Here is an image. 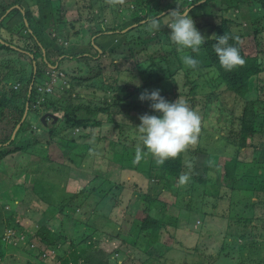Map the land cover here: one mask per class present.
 <instances>
[{
  "label": "rangeland",
  "instance_id": "374dc122",
  "mask_svg": "<svg viewBox=\"0 0 264 264\" xmlns=\"http://www.w3.org/2000/svg\"><path fill=\"white\" fill-rule=\"evenodd\" d=\"M4 1L11 2V0H0V2ZM52 1L60 13L62 12L61 16H64L66 23L65 25L54 23L56 28L52 27V24L48 30L52 29L51 36L56 37L67 54L82 50L94 52L89 42L93 39L92 32L100 26L108 28L115 26L116 31L98 33L95 38L96 43L104 47L107 44H115V46L112 50L108 47L97 59L89 60L87 69L84 68L83 60L73 57L61 60L58 66L54 64L48 67L51 80L44 85H38L37 92H44L43 88L49 90V87L54 86L51 95L62 98L61 91L67 84L66 81L70 76L79 75L81 80L75 83L74 89L64 96L63 101L80 100L84 105L94 106L95 103L101 104L105 96L111 98V92L105 93L100 88L102 80L110 79V82H116L118 85L127 84L131 90L136 86L133 81L138 80L142 85L144 79L149 81L147 84L150 86H159L168 82L169 75L173 74L177 79L176 93L170 94L169 91L166 93L174 98L184 99L188 106L200 115L201 128L197 142L189 145L183 152L182 173H189V181L176 186L178 179H173L172 186L175 188L171 190L169 187L165 194L160 195L159 200L163 201L161 205L143 200L144 198L136 194L139 190L140 192L146 190L152 197H158L161 184L157 179H152L154 173L149 176L144 172L148 164L145 157L139 162H134L135 149L141 146L135 130V125L139 124L137 119L139 116L134 115V111L128 113L126 106L117 105L111 106L109 112L97 113L96 118L98 117L103 124L101 127L91 129V132L79 141L80 146L75 152L84 151V156L72 161L77 162L73 163L76 165L74 166L69 160V147L65 146L64 140L68 136L66 135L68 131L75 139H81L80 130L76 131L75 128L73 133L69 127L60 126L62 122L59 121V117L62 111H52L57 116L56 120L52 122V117H46L48 125H42L38 122L43 113L42 108L40 114L30 110L27 119L31 124H37L38 129L33 127L32 132H21L12 143L13 146L29 142L28 147L8 154L0 161V242L3 246L0 252V264L59 263L58 257L68 255L70 241L80 240L86 228L82 225V220L75 221L81 216L79 212L82 213V209L73 211L72 206H69L71 210H67V207L64 215L59 212L62 206L61 196L65 190L78 191L92 178L96 179L89 187L94 186L95 181L100 178H106L113 185L118 182L123 186L122 189L118 188L117 201L113 200L114 208L109 213V218L116 222L115 225L120 226L122 233L114 224L110 227L100 223L99 217L92 215L94 217L89 218V209L87 213L82 214L84 218H89L90 223L97 225L98 229H104L113 236H118L119 239L115 244H119L120 252L118 251V256L114 253V257L109 258L111 262L119 264H256L260 262L264 264V189L262 190V187L256 189L257 185L264 186V167L261 165L256 170L250 163L241 164L240 167H245L246 170L239 173L237 177L239 191L235 192H231L228 185H225L226 182L215 176L216 173L206 175L207 168L213 169L215 161L222 165L225 159L235 154L240 155L242 159L258 160L264 164V33L259 44L260 57H262L259 90L257 93L247 95L248 98L257 97L254 110L250 113L256 122L254 125H257L256 131L248 135L247 147L240 149L238 148L239 115L243 109L244 99L227 91L222 81H219L217 71L208 63L202 46L199 53L178 48L169 39L168 34L171 29L166 24L161 25L160 30H150L147 20L123 27L124 21L129 19L135 6L134 0ZM167 1L170 0H161L159 7L163 8ZM23 3L32 10L34 16H38L37 7L38 4L43 3V0H23ZM171 3L182 4L184 5L182 8L187 6L182 0H171ZM212 12L207 15L197 9L194 15L189 14L205 38L213 32L214 25L222 15L230 20V26L235 32L243 35L245 46L252 43L255 25L251 21L253 19L250 12L261 14L260 11H256V7L248 8L243 4L238 13L234 9L222 13ZM165 20L167 17L161 16V22ZM50 23H53V20ZM5 24L10 25L9 19H6ZM13 25H16L14 29H19L21 26L19 22ZM74 30L79 31V35L73 34ZM2 32L7 33L5 29ZM14 34V41L20 43V34L17 32ZM115 38H117L116 42ZM185 54H191L200 60L197 68L192 69L182 63L181 56ZM2 55H13L17 59V64L20 62L26 66V69L30 67L24 56L10 51H2L0 56ZM122 55H126L127 61L118 69L111 70L115 65L111 62H116ZM100 61L103 62L101 63L103 68L99 65ZM151 64L157 66L153 67ZM125 66L127 70L124 69ZM138 67L149 68V72L142 76L138 72ZM98 70L100 72L97 75ZM109 72L113 73L110 78ZM115 75L118 81L115 80ZM156 77L160 78V83ZM164 78L166 79L163 80ZM189 80H194L196 85L188 83ZM12 85L16 87L18 84L10 82L8 87ZM190 87L196 90L194 94L189 92ZM58 89L60 91H57ZM148 89L151 91L150 87ZM165 89L169 90V88ZM140 93L139 90H134L133 97L138 98ZM77 95L81 98L79 99ZM42 98L41 93L33 107L38 106ZM51 122H56L55 126L59 128L56 132L48 131ZM56 133L63 135L59 137L60 135ZM36 138L39 141H36ZM47 140L51 141L47 142ZM115 141L120 145L117 153L114 151L117 146L112 144ZM12 146L7 148L10 149ZM214 156H217V160ZM185 161L191 162L190 170L185 166ZM48 165L51 168H48ZM59 165L67 168V174L57 173L54 170L63 168ZM36 178H39L38 187H43L44 184L48 192L45 193L48 195L44 198L33 196L32 201L25 204L22 201L25 197L24 193L25 191L29 193ZM201 178H206L208 182H201ZM248 185H253L255 190L247 188L248 191H243ZM104 187L107 188V185L104 184ZM216 189L219 191L214 194ZM172 191L176 192L177 198ZM149 208H153L157 215H160L158 214L160 211L165 212L162 216L165 226L159 233V239L146 251L142 249L140 243L147 240L148 236H144L139 231V223ZM137 220L140 222H136ZM44 222L53 232L65 234L67 239L55 246L42 244L33 234L36 226H41ZM25 249L29 251L26 252Z\"/></svg>",
  "mask_w": 264,
  "mask_h": 264
},
{
  "label": "trees",
  "instance_id": "16d2710c",
  "mask_svg": "<svg viewBox=\"0 0 264 264\" xmlns=\"http://www.w3.org/2000/svg\"><path fill=\"white\" fill-rule=\"evenodd\" d=\"M161 0H134V8L131 11V15L127 21H124V26L130 24H139L144 20L148 21L149 17L158 16L162 13L167 14L170 10L174 9H183L184 5L176 4L174 5L170 1H167L163 8L159 7ZM52 0H43L41 5L38 4V16H34L32 10L29 7H25L23 0H11V2H0V55L1 52H13L17 55L24 56L27 58L30 63L29 69H26L23 64L20 62L16 63V57L13 55H2L0 56V161L7 156L8 154H13L19 149H25L28 147L29 142L22 143L21 145L12 143L14 139L22 132L33 131L34 129H38L37 124H31L27 119L28 113L30 110H34L35 114H40V109L42 108L44 112L52 111H62L61 116L59 117V121L62 122L61 127L65 126L69 127V129L73 130V133L80 130L79 138L75 139L73 134L68 131L66 135L65 146L69 147V160L72 165V162L76 159L84 156V151L75 152L79 148L80 140H83L85 136H87L91 129L95 127H101L103 122L97 117L96 114L99 112H109L111 106H126V111L131 113L135 112L134 115L139 116L143 113L149 114H158L153 113V110L149 107V101H140L138 98L133 97L134 90H139L143 92L145 90L159 89L160 94L167 100L172 101L175 98L170 96V94L176 93V85L177 79L173 76V74L169 75V80L163 85L159 86H150L147 83L148 80L143 79V84L139 87L134 86L129 90V85L123 84L118 85L116 82H110V77L113 73L109 72V80H102V85L100 88L105 92H111V98H107L106 96L103 98V101L100 103H95L92 105H84L79 101H69L64 102V96L71 93L74 89L75 83L81 80L79 75L70 76V79L66 81V85L63 86V90L61 91V97H55L51 95L53 93V88L50 91L46 92H37L38 85H44L46 82L51 80L50 73L48 72V67L56 64L59 65L60 61L73 57V59L83 60L85 63V69L88 68V61L91 59H97L100 53H104L108 47L110 50L114 49V45H106L105 47L96 43L95 38L98 33H106V32H115L116 27L112 26L108 27H99L92 32L93 39L89 42L90 46L94 49V52L82 50V51H74L69 54L66 53L62 44H59L56 40L55 36H51L52 29L48 30V27L52 25V27L56 28L54 23L65 25V18L62 12L53 5ZM182 3L189 7V14L194 15L197 9H200L203 14L209 15V13H214V11H229L231 9L239 12V9L243 4L247 5L248 8L256 7V11H260L261 14L250 12V16L253 20L252 23L254 26L252 37V43L248 46L244 45L243 35L241 33L235 32L230 26V20L221 15L219 17L218 22L213 27V32L206 36L205 43L202 45V49L205 51L206 58L210 66H212L217 71V76L219 81L225 86L227 91L235 94L237 97L243 98V109L241 114L239 115L240 119V138H239V146L238 148H245L247 144L248 135L255 133L256 126L250 115V113L254 110V105L256 98H248V93H257L259 90L258 82L261 81L259 77L260 72L262 71V57H260V48L259 44L262 40V34L264 33V23L262 20L264 19V0H182ZM181 5V6H180ZM219 6V7H218ZM185 7V8H186ZM218 7V8H217ZM250 11V10H249ZM248 11V14H249ZM9 19L10 25H6L5 21ZM53 20V23H50ZM19 22L20 28L14 29L13 23ZM4 29L7 33H3ZM24 31V33H23ZM14 32L20 34V43L14 41ZM73 34H78L79 31L74 30ZM228 34L230 39L228 41L229 44L236 46L244 58L245 63L243 65L237 66L231 71H225L219 64L218 58L213 50V44L215 43V35ZM4 34V35H3ZM264 36V34H263ZM117 41V38L114 40ZM126 55L120 56L119 60L116 62H111L114 65V69H118L122 64L127 61ZM16 63V64H15ZM101 63L99 65L101 68ZM153 67L157 66L156 64H151ZM124 66V65H123ZM163 68V67H162ZM48 69V70H47ZM127 70V66L124 67ZM130 70V69H129ZM98 72L96 74L98 75ZM138 72L141 75H145L149 72V68H141L138 67ZM169 73V72H168ZM187 78L188 74L186 73ZM97 77V76H96ZM118 77L115 75V80ZM158 79V83L160 78ZM164 78L163 80H165ZM186 81V80H185ZM10 82H14L15 86L8 87ZM190 84L196 85L194 80H189ZM92 85V84H90ZM165 88H169L166 90ZM57 91H60L59 89ZM169 91V95L166 93ZM189 92L195 93L196 90L194 87H190ZM42 93V101L41 103L33 107V104L36 102V98L40 96ZM66 93V94H64ZM80 99L81 96L77 95ZM42 113V114H43ZM41 114V115H42ZM138 119V118H137ZM58 121V120H57ZM56 121V122H57ZM139 121V119H138ZM38 122L42 125H48L46 120V124H43L41 120ZM37 122V123H38ZM55 122V123H56ZM52 123V122H51ZM52 123L50 127H48V131L53 133L56 132L59 128L55 126L56 124ZM58 134V133H56ZM59 137H62L63 134H58ZM56 139V138H55ZM36 141L37 138L35 139ZM51 140H47L50 142ZM113 146H117L114 148L115 153L119 152L120 145L117 141L112 142ZM5 146V147H3ZM7 146H12L10 149ZM247 147V146H246ZM72 152V154H70ZM215 160H217V156H214ZM145 160L148 161L147 169L144 171L149 176L157 179L161 184V191L158 197H152L148 191L143 190V192L137 191L136 194L139 195L143 200L151 201V203H160L162 205V200L160 195L165 194L166 190H173L175 187L174 180L178 179L179 175L182 174L183 169V152L180 153L175 158H169L164 161L162 165H157L155 163V158L151 154L145 155ZM218 162H214V168H207L206 175H215L218 179H221L222 182H226V186L231 190V192H235L237 189L238 180L237 177L241 171L246 170L245 167H240L241 164H252L251 166L258 170V168L264 164L258 160L251 159H242L240 155L235 154L231 157L225 159L223 164H217ZM62 169H54L57 173L64 172L67 174V168L64 165ZM59 165V167H61ZM76 166V165H74ZM219 167V169H217ZM48 168H51L48 165ZM96 178H92L83 188H80L75 192H68L65 190V193L62 194V206L59 209V212L64 215L65 209L71 210L69 206H72L73 211L76 209H82V213L79 219L75 221L82 220V225L84 226L85 231L83 236L78 241H70L69 244V252L68 255L58 257L59 263L52 262L51 264H119L117 262H111L109 258L114 257V253L118 256L119 244H115L117 242L118 236H113L112 233L105 231L104 229H98L99 227L95 224L89 222L90 217H99L100 223L107 224L111 227L112 224L116 228H118L119 232L120 226L115 225L116 222L109 218V213L113 209V200L117 201L116 194L119 190L118 188H123L122 184L116 182L115 185L111 181H108L106 178H100L95 181L94 186H90V183L93 182ZM252 179V178H251ZM154 180V179H153ZM39 178L34 179L33 186L29 190V193L25 191L24 198L22 201L27 204V202L32 201L34 197L44 198L48 194L46 186L43 184V187H38ZM156 181V182H158ZM262 181V180H261ZM260 181V182H261ZM158 182V183H159ZM201 182H208L206 178H201ZM104 184L107 185V188L104 187ZM179 185V182H176V186ZM87 186V187H86ZM256 189L264 186L257 185ZM64 188V187H63ZM255 190L253 185H248L243 189V191ZM240 189V190H241ZM28 190V189H27ZM46 191V193H45ZM214 194H216L219 190H214ZM31 192V193H30ZM173 192V191H172ZM27 193V194H26ZM41 193V194H40ZM174 193V192H173ZM29 194V195H28ZM176 192L174 196H176ZM70 198V199H69ZM158 198V200H157ZM177 198V196H176ZM257 199V197H256ZM107 200V202H105ZM253 200H251L252 202ZM22 202V203H23ZM253 205V204H251ZM89 211V218L86 219L82 214L87 213ZM66 210V211H67ZM157 215L154 212L153 208H149L146 211L144 218L139 223V231L144 236H148L147 240L141 242L140 245L142 249L146 250L152 246L156 240L159 238V233L162 227L165 224L162 222V216L165 215L164 211H160ZM167 214V213H166ZM94 215V216H92ZM84 219H82V218ZM242 220V219H240ZM239 220V221H240ZM247 221V220H245ZM174 222V221H173ZM99 224V222H94ZM88 224V225H87ZM90 225V226H89ZM94 226V228H92ZM36 230L34 232L35 238H37L42 244L45 246L51 245L55 246L60 241L67 239L65 234L55 233L51 230V228L45 224V222L40 226H36ZM122 233V232H121ZM128 236V234H127ZM3 246L0 242V252L2 251ZM26 252L29 249H25ZM112 255V257H110ZM40 257V255L38 254ZM41 260L39 261V263ZM30 264V263H27ZM256 264H261L257 262Z\"/></svg>",
  "mask_w": 264,
  "mask_h": 264
},
{
  "label": "clouds",
  "instance_id": "9594fccd",
  "mask_svg": "<svg viewBox=\"0 0 264 264\" xmlns=\"http://www.w3.org/2000/svg\"><path fill=\"white\" fill-rule=\"evenodd\" d=\"M161 16H166L167 20L161 22ZM147 22L150 30H160L161 25L166 24L171 29L168 34L171 42L180 49H190L191 53H199L205 43L206 38L189 15V7L177 8L165 15L149 17ZM229 39V35L225 33L215 35L213 44L218 62L225 71H231L245 63L238 48L228 43ZM181 61L192 69L200 64V60L191 54L182 55ZM133 82L137 87L140 86L138 80ZM138 99L148 100L153 113L158 114L146 112L139 115V124L135 125V130L141 146L135 149L134 162H139L145 155L151 154L155 158V163L162 165L165 160L177 157L189 145L197 142L201 117L184 99L176 97L169 101L160 94L159 89L145 90L139 94ZM185 166L189 170L192 168L189 161H185ZM189 179V173L184 172L179 175L178 182L185 184Z\"/></svg>",
  "mask_w": 264,
  "mask_h": 264
},
{
  "label": "water",
  "instance_id": "95a60500",
  "mask_svg": "<svg viewBox=\"0 0 264 264\" xmlns=\"http://www.w3.org/2000/svg\"><path fill=\"white\" fill-rule=\"evenodd\" d=\"M46 117H52V122H54L57 118V116L54 113L51 112H44L40 116V120L42 121L43 124H46Z\"/></svg>",
  "mask_w": 264,
  "mask_h": 264
},
{
  "label": "built area",
  "instance_id": "2783aa9c",
  "mask_svg": "<svg viewBox=\"0 0 264 264\" xmlns=\"http://www.w3.org/2000/svg\"><path fill=\"white\" fill-rule=\"evenodd\" d=\"M39 89H42L41 87H39ZM52 89V86H51V88L49 87V90L48 89H46V88H43V91L45 92V91H50Z\"/></svg>",
  "mask_w": 264,
  "mask_h": 264
},
{
  "label": "crops",
  "instance_id": "0c3cea01",
  "mask_svg": "<svg viewBox=\"0 0 264 264\" xmlns=\"http://www.w3.org/2000/svg\"><path fill=\"white\" fill-rule=\"evenodd\" d=\"M113 208H114V206H113Z\"/></svg>",
  "mask_w": 264,
  "mask_h": 264
}]
</instances>
